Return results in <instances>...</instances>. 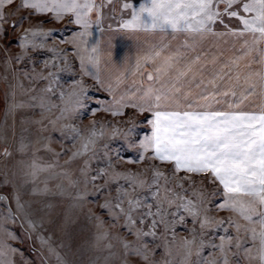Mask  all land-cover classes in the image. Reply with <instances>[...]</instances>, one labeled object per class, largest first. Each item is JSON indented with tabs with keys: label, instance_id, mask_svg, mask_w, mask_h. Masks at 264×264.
<instances>
[{
	"label": "snow or ice",
	"instance_id": "obj_1",
	"mask_svg": "<svg viewBox=\"0 0 264 264\" xmlns=\"http://www.w3.org/2000/svg\"><path fill=\"white\" fill-rule=\"evenodd\" d=\"M110 7L118 22L110 20L109 29L147 34L136 36L134 62L128 56L119 65L112 60L111 34L108 50L102 47L104 10ZM118 8L112 0H0L5 126L9 114L15 124L19 113L23 124L39 128L36 139L28 140L22 127L14 147L0 149V264H17L13 256L21 248L9 240H23L11 227L18 217L29 239L36 234L34 213L20 198L29 183V194L41 198L49 221L62 229L71 232L89 193L116 228L105 227L99 210H89L96 227L85 247L96 254L72 264H176L174 255L179 264H241V253L246 262L264 264V0H122ZM65 17L78 26L59 41L71 45L72 58L68 48L44 42L54 31L44 26L49 19ZM85 76L95 85L81 79ZM96 85L110 96L108 102L96 97L101 107L125 117V129L116 127L108 136L120 137L131 154L98 145L102 134L95 128L84 134L60 123L84 107L88 89ZM18 94L25 98L17 99ZM141 121L148 130L138 129ZM57 124L71 137V149L56 151L48 143L51 132L42 135ZM37 144L51 153L50 161ZM97 148L104 149L101 155ZM66 154L67 160L56 163ZM14 155L18 158L9 163ZM119 160L140 167H122ZM62 197L69 199L58 207ZM178 228L186 234L177 235ZM35 239L41 249L48 245L56 264H68L43 235ZM157 239L163 240L160 260Z\"/></svg>",
	"mask_w": 264,
	"mask_h": 264
},
{
	"label": "rangeland",
	"instance_id": "obj_2",
	"mask_svg": "<svg viewBox=\"0 0 264 264\" xmlns=\"http://www.w3.org/2000/svg\"><path fill=\"white\" fill-rule=\"evenodd\" d=\"M100 1V0H98ZM122 2V0H112V7H117V12H119L118 3ZM134 2H139V0H134ZM105 11V10H104ZM109 21L112 22H118L117 16L112 14L111 7L106 9ZM105 11V16L106 15ZM130 14V10H129ZM104 16V17H105ZM36 17H33L35 19ZM8 19H15V16H11ZM108 21V23H109ZM24 24H27V21L24 22ZM103 26L105 27V22L103 23ZM45 27H51L54 31L51 35L44 38V42H46L49 45H55L57 48H68V55L70 58L74 56V54L70 51L71 45H66L64 43H60L59 41L65 40L67 37L71 36L72 32L71 30L75 27L72 26V23L68 21V18L65 17L59 21L51 20L44 25ZM106 26H109L106 25ZM5 28L8 27L7 24L4 25ZM23 25L21 28L16 29V31H21ZM69 34V35H68ZM95 36V35H94ZM3 44V41L0 40V45ZM11 47L13 50H16V42L13 41ZM43 51H47V49H44ZM49 56H51V53H49ZM61 63H63V59L61 58ZM39 67V65H37ZM77 68V75L79 72L78 69V63L76 65ZM63 76H67L68 79L72 78L71 73H62ZM3 66L0 65V149H2L5 145L9 147H14L15 141L22 135L21 128H25L27 139L28 140H34L36 139V132H39V128L34 123H27L23 124L20 120L19 113L15 117V124H13V117L11 114H9L7 118V127L5 126V117L3 115V105H4V99H5V85L6 82L3 80ZM21 81L24 83V86L27 87L29 82L25 80L23 76L20 77ZM87 84L95 85V81L90 76L81 77ZM7 83H12V73L11 69H9V80ZM39 83L43 82H38ZM66 83V81L62 82ZM18 93L20 90H17ZM87 98L84 101V107L77 109L72 118L70 120H64L60 123H67L69 125H74L78 129H80L81 133L86 134V130L90 131L92 128H95L98 133H101L102 135H99L97 137V144H104L106 145L107 149H110L112 151L121 150L123 153L131 154L130 150L127 149L126 144L123 140L120 139L118 136L109 137L108 133L111 132L114 128L119 127L120 129H125V117L124 115H117L113 116L111 112L106 111L104 108L101 107L99 101L96 99V97H99L100 101L108 102L110 101V96L107 92L103 91L99 88L98 85L88 89ZM23 94H18L17 99H24ZM93 109H96V111H93ZM132 111L131 109H129ZM20 112H24L26 115L31 114V110L21 109ZM36 115H39V110H36ZM51 117H49L50 119ZM95 121V124H92L91 122ZM45 124H48V120L46 119L44 121ZM101 123L105 124V127L101 128ZM138 129L141 131L148 130V126L146 122L141 121L137 124ZM59 124H57L56 129H53L51 125H48V128L45 130V132L42 133L43 136H47L48 132H51L52 139L48 141L50 144V147L54 148L56 151H59L60 148L63 146L66 149L72 148V139L71 137H68L66 133L62 134L59 130ZM13 130L15 131V135H13ZM75 135V134H74ZM61 141H63V145L61 144ZM43 143V141H41ZM39 149V154L43 156L45 160L51 159V153L47 152L46 149L40 147V144L36 145ZM97 152V155H101L104 149L97 148L95 149ZM70 154V153H69ZM28 157L31 156V145H29V151L26 154ZM18 157L16 155L13 156L11 160H9V163H13ZM65 160H67V154L61 155L56 163L62 164ZM122 167H128L133 169H138L140 165L136 163H128L124 160L118 161ZM69 167H72L73 165H68ZM93 168L96 167L95 161H93L92 165ZM166 166V165H165ZM4 168V158L0 156V176H2ZM94 174V173H93ZM47 175L42 174L41 177L38 179L40 182H43L44 176ZM59 179L57 176L54 179L49 180L50 184L56 183V180ZM198 179V178H197ZM66 183V181H64ZM126 186V185H125ZM89 189L92 188V185H88ZM30 188L31 184L29 183L28 186L24 187L20 192V198L21 200L25 201L26 203V210H31L34 215L33 219L36 221V234L43 235L45 239L48 241V244L56 248V250L61 254L63 259L68 262V264H72L73 261L81 262L86 259L91 258V256L95 255L96 253L89 252L86 250V245L89 241H91L92 233L95 230V221L94 219L89 218V210H91L92 213H96L98 210L100 212V215L105 217V227H109L111 231H116L115 227H111V222L107 220L106 218V211L99 209V199L97 197H94L91 193L88 194L86 198V202L83 203L82 208L77 210V215L75 217V226L71 229V232L68 229H62L59 225L58 221L56 223H52L49 221V210L44 206V202L41 200L39 196L36 195H30ZM112 191H115V188L113 187ZM143 194V193H142ZM61 201V204L58 205L62 206L63 202H66L69 198L68 197H62L59 198ZM15 210V209H13ZM52 215H55V213H51ZM217 215L221 213H215ZM224 215H227V213H223ZM21 217H18V222L16 224L11 225L12 229L17 233V235L23 237V240H9V243H12L14 245H19L21 248L20 252H17L14 254L13 259L17 261V264H40L41 260L44 259L45 264H56V257L55 255L48 256L47 254V248L48 245L46 244L43 249H41L40 242L35 239V235H33L32 239L28 238V234L26 231L27 226L25 228H21L19 224V219ZM188 225L191 226V220L189 219ZM121 234H123V231H121ZM186 233L182 231L181 229H177V235L184 236ZM3 238V233L0 232V239ZM128 239H131V236L127 237ZM152 238L149 237V240ZM170 239V238H169ZM217 239H219V234H217ZM258 243V242H256ZM156 244L158 246V250L155 254V259L160 260L161 259V252L163 251V240L157 239ZM78 245H80L78 247ZM247 246V244L245 245ZM83 253V254H82ZM204 255H207L208 252L205 251L203 253ZM243 253H241V264H259V261L257 259L250 260L248 262L243 260ZM195 258V257H193ZM174 259L176 261V264H179V256L174 255ZM234 264V261H233Z\"/></svg>",
	"mask_w": 264,
	"mask_h": 264
},
{
	"label": "crops",
	"instance_id": "obj_3",
	"mask_svg": "<svg viewBox=\"0 0 264 264\" xmlns=\"http://www.w3.org/2000/svg\"><path fill=\"white\" fill-rule=\"evenodd\" d=\"M16 0H13V3H15ZM97 3H100V1L96 0ZM137 3V2H136ZM139 3V2H138ZM137 3V4H138ZM8 9H5V11H7ZM23 11V10H21ZM106 11V10H105ZM106 15L104 19H103V23L105 22V27L103 26L101 29L102 35H101V40H102V47L107 51L108 50V45H107V41H106V37L111 34L113 36L112 42H111V55H112V60L115 61L117 63V65H119V62L121 59H123L125 56H128L133 62L135 60V55L138 51V46H139V42L136 39V36H140L143 37L145 35H147L144 32H140L138 34L135 35H129L127 33H124L120 30L117 29H109L108 25V21H109V17L106 11ZM72 26H74L75 28L71 30L72 31H76L78 26L72 23ZM92 28L95 29L96 25L93 24ZM69 35V34H68ZM96 35V32L93 31V36ZM108 70H114L111 69V66L108 65L107 66ZM102 74H104L105 72V67L102 66Z\"/></svg>",
	"mask_w": 264,
	"mask_h": 264
}]
</instances>
